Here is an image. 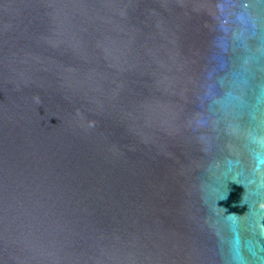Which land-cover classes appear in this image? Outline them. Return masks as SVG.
I'll return each instance as SVG.
<instances>
[{"label":"water","instance_id":"water-1","mask_svg":"<svg viewBox=\"0 0 264 264\" xmlns=\"http://www.w3.org/2000/svg\"><path fill=\"white\" fill-rule=\"evenodd\" d=\"M0 264H264V0H0Z\"/></svg>","mask_w":264,"mask_h":264}]
</instances>
